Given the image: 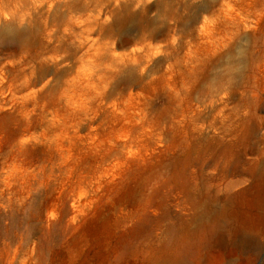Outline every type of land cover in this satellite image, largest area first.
I'll return each instance as SVG.
<instances>
[{
	"label": "rangeland",
	"instance_id": "1",
	"mask_svg": "<svg viewBox=\"0 0 264 264\" xmlns=\"http://www.w3.org/2000/svg\"><path fill=\"white\" fill-rule=\"evenodd\" d=\"M254 1L0 0V34L21 36L0 37V264H264V222L246 221L256 232L238 250L239 220L217 234L198 221L201 204L259 215L248 195L264 151ZM203 6L207 25L192 20ZM143 55L156 57L153 77L129 87ZM225 131L241 138L236 175L215 167Z\"/></svg>",
	"mask_w": 264,
	"mask_h": 264
},
{
	"label": "bare ground",
	"instance_id": "2",
	"mask_svg": "<svg viewBox=\"0 0 264 264\" xmlns=\"http://www.w3.org/2000/svg\"><path fill=\"white\" fill-rule=\"evenodd\" d=\"M216 1V0H215ZM255 1L254 0H223V6H227V7H232L231 5H234L235 7H237L238 9H245V8H253ZM233 9V7H232ZM231 9V10H232ZM207 11V7L203 6L201 7L199 10H197V12L193 15V22L194 23H200L203 22V24L207 25V20L204 19L203 14ZM166 13H168V15H171V10L170 9H166L165 10ZM230 17V16H229ZM221 20V19H219ZM0 37L2 39H11L13 41H16L18 39H20V34H18L17 32L11 30V29H6L4 30L1 34ZM151 53V52H150ZM135 55V54H134ZM130 57V55H129ZM155 59L156 57L154 55H146L143 57H141V59H137V57L133 58V63H129V66H132L129 70L127 79H126V83L129 85V87H138L140 86V84H142L146 79H149L152 76V71H153V67H154V63H155ZM130 60V59H129ZM56 62V61H55ZM58 66V63L56 64ZM153 65V66H152ZM128 66V67H129ZM153 77V76H152ZM91 78V77H90ZM150 85V84H149ZM128 87V88H129ZM222 91V90H221ZM220 91V93H221ZM219 92V91H218ZM128 93V92H127ZM223 94V93H222ZM226 95V94H225ZM130 96V100H132V97H134V95L132 94V92L129 94ZM222 96V95H221ZM215 100H218V102L220 101L221 103H225V99L222 97ZM228 97V96H226ZM229 98V97H228ZM216 104L217 101H215ZM228 101V99H227ZM219 102V103H220ZM114 103V102H113ZM220 103V104H221ZM115 105V103H114ZM219 105V104H218ZM226 105V104H225ZM108 106V105H107ZM110 106V105H109ZM83 107V106H82ZM215 108V107H214ZM224 109V108H223ZM116 110V109H115ZM103 112V111H102ZM85 113V112H84ZM85 113V116H87ZM230 117V116H229ZM137 124V122H136ZM139 124V123H138ZM164 126V125H163ZM100 127V126H99ZM138 127V126H137ZM139 129V128H137ZM165 130V129H164ZM239 131V130H238ZM138 132V131H137ZM226 131H225V138L220 139V138H216L215 141V145H216V151L217 150H226V152H223L220 156H218L216 158V156H214V161H215V167L217 166H223L225 173L229 174V175H236L239 173V170L242 169V167L244 166L245 162H244V155L242 153V151L238 152V154H236L235 156L231 155L229 153V150H232L234 148H237L240 143H241V138H238L239 136H235L236 139L233 141H228L227 140V136L226 135ZM235 134V133H234ZM233 134V135H234ZM155 135V134H154ZM232 137V136H231ZM245 138V137H244ZM252 138V137H251ZM156 139V138H155ZM159 139H161L159 137ZM233 139V138H232ZM231 139V140H232ZM254 139V138H253ZM252 139V141H253ZM139 140V139H138ZM144 140V139H143ZM246 140V139H245ZM140 141V140H139ZM138 142V141H137ZM155 142V141H154ZM160 142V141H159ZM251 142V140H250ZM153 143V142H152ZM156 143V142H155ZM163 146V145H162ZM240 147V146H239ZM258 147V145H257ZM251 152H253L251 150ZM254 152H256V150L254 149ZM129 153V152H128ZM258 154V153H257ZM229 156L235 157V158H230ZM259 157H257V160H261L263 161L260 165L261 168L259 170H254L255 172L252 173V178L254 179V182L256 183L254 187H252V189L250 191L252 192H248V195L251 196L250 200V205L252 207V210H254V208L258 211L259 215H252V219L248 218L246 220V218L241 219L239 218L238 215H235V212L229 211V210H219L215 213H209L206 209V207L204 206V204L200 205V213L198 216V221L200 223V229H202L204 226L207 225H211V232L212 233H219L220 232V227H219V223L225 219L226 216H230L231 217V221L237 222L239 220V222H241L242 226L240 227L239 230H237L238 235L240 236V238L232 243V247L234 246L236 249L238 250H242L247 248L252 242L251 238L249 237V235L251 233L256 232L255 228L252 226L246 225V221H253L254 223H263L264 222V215H263V211H264V151L260 154H258ZM222 159V160H221ZM256 162V161H255ZM251 163V162H250ZM257 164V163H256ZM255 164V166H256ZM246 165V164H245ZM248 165V164H247ZM259 165V164H258ZM220 166V167H221ZM251 166V164H250ZM252 167V166H251ZM254 167V165H253ZM250 168V167H248ZM253 169V168H252ZM250 171V170H249ZM225 177V176H224ZM100 178V176H99ZM252 182V181H251ZM253 183V182H252ZM231 205L229 204V207ZM53 215V214H51ZM250 215V216H251ZM208 216H212V219H210V223L208 220H206V218ZM52 217V216H51ZM53 218V217H52ZM258 229V228H257Z\"/></svg>",
	"mask_w": 264,
	"mask_h": 264
}]
</instances>
